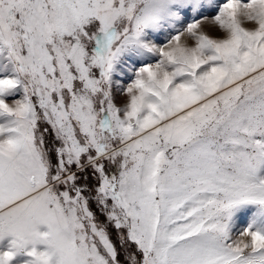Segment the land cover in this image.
<instances>
[{
    "label": "snow or ice",
    "instance_id": "1",
    "mask_svg": "<svg viewBox=\"0 0 264 264\" xmlns=\"http://www.w3.org/2000/svg\"><path fill=\"white\" fill-rule=\"evenodd\" d=\"M0 264H264V0H0Z\"/></svg>",
    "mask_w": 264,
    "mask_h": 264
}]
</instances>
